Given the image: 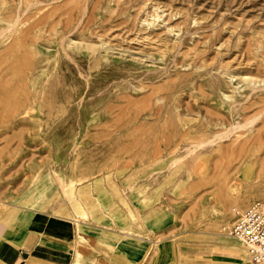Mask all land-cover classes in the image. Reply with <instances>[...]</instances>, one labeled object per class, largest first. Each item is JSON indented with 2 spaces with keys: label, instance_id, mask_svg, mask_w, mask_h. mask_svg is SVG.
I'll use <instances>...</instances> for the list:
<instances>
[{
  "label": "rangeland",
  "instance_id": "1",
  "mask_svg": "<svg viewBox=\"0 0 264 264\" xmlns=\"http://www.w3.org/2000/svg\"><path fill=\"white\" fill-rule=\"evenodd\" d=\"M263 198L264 0H0V264H258Z\"/></svg>",
  "mask_w": 264,
  "mask_h": 264
},
{
  "label": "built area",
  "instance_id": "2",
  "mask_svg": "<svg viewBox=\"0 0 264 264\" xmlns=\"http://www.w3.org/2000/svg\"><path fill=\"white\" fill-rule=\"evenodd\" d=\"M234 221L227 232L241 241L248 249L255 263L264 264V198L258 199L244 208L233 207ZM19 256L14 264H21Z\"/></svg>",
  "mask_w": 264,
  "mask_h": 264
},
{
  "label": "crops",
  "instance_id": "3",
  "mask_svg": "<svg viewBox=\"0 0 264 264\" xmlns=\"http://www.w3.org/2000/svg\"><path fill=\"white\" fill-rule=\"evenodd\" d=\"M46 224L49 228L59 230V231L63 232L64 234H68V233L72 232V230H71V228H69V224L67 222L61 221L57 218L56 219L47 218ZM73 233L75 234L74 231H73ZM45 238L47 239V242H49V244L52 245V247L50 249L53 250V252L66 253L70 250L72 253H74L73 250L71 249V247H69V243H71L73 241L72 238L69 239L67 237H58V236L55 237V236H48V235H45ZM75 242H78V243L81 242V234L80 235L78 234L77 240L74 241V243ZM6 244H9V243L8 242L6 243L5 239L2 238V241L0 239V259L1 260H7V258L9 257L8 255L11 253L10 248L9 249L5 248ZM87 253H88V251H87ZM19 256H21L23 258V262L21 264H24L25 257H24L22 252H19L15 255L11 264H14L16 259Z\"/></svg>",
  "mask_w": 264,
  "mask_h": 264
},
{
  "label": "bare ground",
  "instance_id": "4",
  "mask_svg": "<svg viewBox=\"0 0 264 264\" xmlns=\"http://www.w3.org/2000/svg\"><path fill=\"white\" fill-rule=\"evenodd\" d=\"M18 15V14H17ZM20 17V16H19ZM15 23V22H14ZM11 27V26H10ZM4 30V29H3ZM251 121V120H250ZM247 123V122H246ZM253 123V122H252ZM244 125V124H243ZM242 126V125H241ZM240 127V126H239ZM235 128V127H234ZM237 128V127H236ZM232 130H234L233 128H232ZM260 137H261V135H259ZM203 146V145H202ZM241 243V242H240ZM244 243V242H243ZM245 244V243H244ZM246 245V244H245ZM246 248H247V246H246ZM247 251H248V249H247ZM240 254L242 255V253L240 252ZM248 255H249V252H248ZM250 256V255H249ZM251 258V257H250ZM252 259V258H251ZM78 264V263H77Z\"/></svg>",
  "mask_w": 264,
  "mask_h": 264
}]
</instances>
